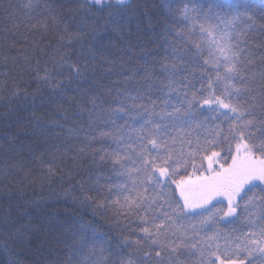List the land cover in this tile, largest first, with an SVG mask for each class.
Returning <instances> with one entry per match:
<instances>
[{
    "label": "snow or ice",
    "instance_id": "1",
    "mask_svg": "<svg viewBox=\"0 0 264 264\" xmlns=\"http://www.w3.org/2000/svg\"><path fill=\"white\" fill-rule=\"evenodd\" d=\"M0 16L10 78L36 85L0 96V121L31 102L65 164L41 161V183L67 181L65 197L93 210L54 234L16 227L9 164L5 249L32 243L45 264H264V0H8ZM133 19L152 33L147 52ZM105 33L120 47L106 50Z\"/></svg>",
    "mask_w": 264,
    "mask_h": 264
},
{
    "label": "trees",
    "instance_id": "2",
    "mask_svg": "<svg viewBox=\"0 0 264 264\" xmlns=\"http://www.w3.org/2000/svg\"><path fill=\"white\" fill-rule=\"evenodd\" d=\"M134 2L143 4L145 0H134ZM152 2H155V0H152ZM7 3L8 0H0V5L6 6ZM4 23L6 21L0 16V28L3 27ZM126 28L133 33L132 43L136 45L135 53L147 52L150 47L149 37L152 33L147 28L141 33H137L135 19L131 20ZM21 34H31L26 33L23 26L20 27L17 39L20 43H26V41L21 39ZM104 35L105 39L101 43L106 50H115L120 47L118 43L119 37L115 33H105ZM2 42V38H0V43ZM15 54L14 51L13 55ZM5 72L9 73L8 77L4 75ZM12 72L11 61L5 66L2 62V57H0V96H7L10 92L16 90L17 84L21 85V87H27L29 91L35 89L36 85L29 81L27 75L24 76V81H28L27 84L21 81L19 77L13 82L10 78ZM5 80H7V87L3 86ZM12 107L17 109L12 114V118L0 121V144H3V147H0V190L5 189L3 175L8 171L7 165H14L10 176L12 183L9 187L12 188L18 197H22L12 202L13 215L19 217L21 222L16 227H20L21 224H28L31 221L32 224L41 226L54 234L57 223L70 217L77 219L83 217L85 221L92 220L93 210L91 208H82L78 202L73 201L71 196L65 197L66 191L72 188V184L59 179H53L51 184L41 183L43 172L46 171L41 161H43L44 165L51 163L54 167L63 168L65 167L63 158L54 160L49 155V152L53 151L50 148L51 139L46 142L45 138L35 128L36 121L33 118L34 110L31 102H22L19 107L14 103ZM4 111H7V109L0 103V112ZM35 115H40V112L36 111ZM6 136L15 138L17 155L11 159L8 153L4 151V148L7 147L3 143ZM55 155L59 156V153H55ZM107 174L106 172L102 173L105 176ZM79 179L80 177H76V180ZM72 183H75V181ZM72 195L79 197V189L73 191ZM0 207L7 208L8 203L0 201ZM96 219H99V217ZM37 238L43 239L39 235L33 236L31 239ZM51 246V244L46 243L44 248ZM45 256L46 253L42 254L37 251V246L32 243L17 242L13 244L9 242L7 249H5L3 242L0 241V264H45Z\"/></svg>",
    "mask_w": 264,
    "mask_h": 264
}]
</instances>
